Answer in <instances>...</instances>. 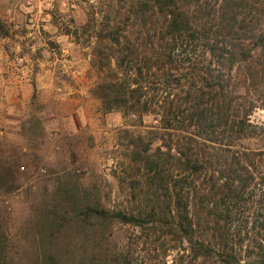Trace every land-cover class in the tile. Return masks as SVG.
<instances>
[{"label": "trees", "instance_id": "trees-1", "mask_svg": "<svg viewBox=\"0 0 264 264\" xmlns=\"http://www.w3.org/2000/svg\"><path fill=\"white\" fill-rule=\"evenodd\" d=\"M126 8L122 27L109 13L88 38L92 95L104 113L134 117L140 127L153 118L145 134L125 132L128 151L115 178L127 201L106 210L79 187L59 185L37 206L18 264H264V237L242 257L231 236L235 206L253 184L250 154L238 143L255 131L247 84L255 54L264 57V32L252 36L253 5L127 0ZM64 33L78 43L77 29ZM7 37L0 18V39ZM114 222L133 231L118 247L107 237L103 248ZM0 264H13L1 230Z\"/></svg>", "mask_w": 264, "mask_h": 264}, {"label": "rangeland", "instance_id": "rangeland-1", "mask_svg": "<svg viewBox=\"0 0 264 264\" xmlns=\"http://www.w3.org/2000/svg\"><path fill=\"white\" fill-rule=\"evenodd\" d=\"M126 1L0 0V18L9 30V37L0 39V230L8 236L13 264L24 260L19 243L23 245L31 240L29 228L35 222L37 206L47 201L46 195H51L59 185L79 187L91 198L98 199L106 210L120 209L127 201L124 188L121 190L115 178L128 151L126 133L145 134V126H151L153 118L145 117L140 127L134 117L123 120L119 112L104 113L101 102L92 95L97 72L90 66L94 39L88 38L93 35L92 29L107 25L105 19L109 13L112 23L122 27ZM250 3L253 5L252 36L256 40L264 32V0H250ZM86 24L91 28L87 34H81L79 29ZM51 25L63 31L77 29L79 48L75 52L86 60L82 72L64 56L62 69L59 66V71L54 70L59 84L54 86L53 82L52 94L62 93L60 82L71 86L81 78L93 80L87 111L72 121L51 118L54 116L46 104L48 97L37 90L40 81L46 82L48 78L43 74L46 66L40 65L45 57L44 48L39 45L47 38L45 28ZM255 40L249 38L247 42ZM258 53L250 65L253 76L247 84L248 99L254 107L249 119L255 131L250 138L238 142L250 154L253 184L231 217L232 243L242 257L264 237V57ZM22 55L30 62L18 61ZM65 59L78 71L80 76L76 80L64 72ZM244 69L237 71L239 84L243 81ZM12 78L25 82V89H8L13 84ZM96 110L107 114L106 119L102 115L99 118L98 129L93 118ZM99 127L102 130L97 133ZM132 231L112 223L105 230L103 248L107 249V237L109 245H123ZM246 234L248 239L239 246ZM58 247L66 249L62 243Z\"/></svg>", "mask_w": 264, "mask_h": 264}, {"label": "crops", "instance_id": "crops-1", "mask_svg": "<svg viewBox=\"0 0 264 264\" xmlns=\"http://www.w3.org/2000/svg\"><path fill=\"white\" fill-rule=\"evenodd\" d=\"M47 29V38L43 39L42 43L39 45L41 48H44L43 50V59L42 63L40 65L46 66V71L43 72L45 77L47 78L46 82L40 81V84L37 86V90L41 91L42 96H47V102L48 108L53 112V116L51 117L53 119H61L62 120H74L78 115L79 117L87 111V107L91 101L90 97V84L93 83V80L83 79L81 78L80 81L76 84H72L71 86L66 85L63 82H60V87L62 88L61 94H52L51 88L53 86H56L59 84V80L55 78V71H59L60 67L62 69L64 56H67V59L71 62H73L75 65L78 66L79 69L83 70L84 64L86 60L82 59L81 56L75 52L76 49L79 48V44L75 42L72 36L66 35L63 30L59 29L55 26H48ZM46 34V33H45ZM41 40V38H40ZM54 50L57 51V55L54 52ZM68 54V55H64ZM88 59V57H87ZM18 61L27 63L30 62L29 58L27 56L22 55L21 57L17 58ZM34 62L37 63V60ZM60 66V67H59ZM53 68V70H51ZM26 69V67H25ZM55 70V71H54ZM85 74V73H84ZM13 84L8 89H12L13 91H16V89L19 87L20 89L27 86L25 82H19L17 79L12 78ZM52 100V101H50ZM101 115L106 119L107 114L100 113L96 110L94 113L93 118L96 122V127L99 125V118ZM94 121V120H93ZM97 130L99 133L100 130H102L101 127ZM104 128V126H103ZM98 129V127H97ZM104 130V129H103ZM106 130V126H105Z\"/></svg>", "mask_w": 264, "mask_h": 264}, {"label": "built area", "instance_id": "built-area-1", "mask_svg": "<svg viewBox=\"0 0 264 264\" xmlns=\"http://www.w3.org/2000/svg\"><path fill=\"white\" fill-rule=\"evenodd\" d=\"M65 62H66V64L64 65V72L67 73V74H69L70 77H71L73 80H74V79L76 80V78H77L78 76H80L79 73H78V71H77L75 68H73L72 65H70V62H68L67 59H65ZM58 91H59V90H58ZM20 170L23 171V168H20ZM41 172L44 173L43 170H41Z\"/></svg>", "mask_w": 264, "mask_h": 264}]
</instances>
